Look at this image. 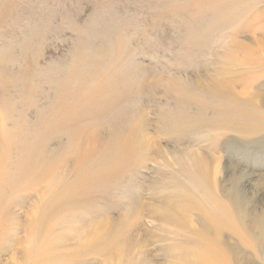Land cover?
Wrapping results in <instances>:
<instances>
[{
    "label": "rangeland",
    "instance_id": "1",
    "mask_svg": "<svg viewBox=\"0 0 264 264\" xmlns=\"http://www.w3.org/2000/svg\"><path fill=\"white\" fill-rule=\"evenodd\" d=\"M0 264H264V0H0Z\"/></svg>",
    "mask_w": 264,
    "mask_h": 264
},
{
    "label": "bare ground",
    "instance_id": "2",
    "mask_svg": "<svg viewBox=\"0 0 264 264\" xmlns=\"http://www.w3.org/2000/svg\"><path fill=\"white\" fill-rule=\"evenodd\" d=\"M228 95V94H227ZM248 104V103H247ZM250 117V116H249ZM248 118V117H247ZM252 118V117H251ZM2 176V175H1ZM235 215H237V214H235ZM234 216V215H233ZM236 220V219H235ZM228 221V220H227ZM234 222H236V221H234ZM230 224V223H229ZM228 224V225H229ZM229 227V226H228ZM231 228H232V226H230ZM235 231V230H234ZM231 232H233V230L231 229ZM236 233H238L237 231H235ZM234 232V233H235ZM241 232V231H240ZM252 236V235H251ZM243 237V236H242ZM243 239V238H242ZM203 240V239H202ZM214 243V242H213ZM248 243H250V242H248ZM249 246H250V244H249ZM210 248V247H209ZM210 259V258H209ZM219 262H221V260H219Z\"/></svg>",
    "mask_w": 264,
    "mask_h": 264
}]
</instances>
